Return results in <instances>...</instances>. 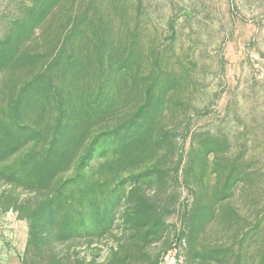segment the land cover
Returning a JSON list of instances; mask_svg holds the SVG:
<instances>
[{
	"label": "rangeland",
	"instance_id": "rangeland-1",
	"mask_svg": "<svg viewBox=\"0 0 264 264\" xmlns=\"http://www.w3.org/2000/svg\"><path fill=\"white\" fill-rule=\"evenodd\" d=\"M67 37V159L0 181V264H264V0H0V43Z\"/></svg>",
	"mask_w": 264,
	"mask_h": 264
},
{
	"label": "trees",
	"instance_id": "trees-1",
	"mask_svg": "<svg viewBox=\"0 0 264 264\" xmlns=\"http://www.w3.org/2000/svg\"><path fill=\"white\" fill-rule=\"evenodd\" d=\"M40 40L0 43V181L7 179L15 186L42 183L46 179L42 169L62 159V156L58 159L59 151L53 150V144L59 142L67 146L72 132L69 107L60 106L55 119L54 112H48L50 97L56 92L46 88L45 82L54 74L66 80L68 77L83 80V68L91 61L83 56L84 47L75 45L72 38L61 40L54 48H47L46 42L39 45ZM101 90L102 102L109 104L112 95ZM80 94H84L82 88ZM87 112L88 109H84L78 113ZM55 125L56 132L45 139L46 131ZM44 146L49 148L42 150ZM93 151L90 150V154ZM63 159H67L66 154ZM66 181L68 185L71 179ZM55 198L54 195L49 197L46 209L52 225L57 219Z\"/></svg>",
	"mask_w": 264,
	"mask_h": 264
}]
</instances>
